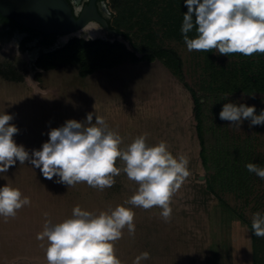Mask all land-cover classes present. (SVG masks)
I'll list each match as a JSON object with an SVG mask.
<instances>
[{
    "label": "rangeland",
    "instance_id": "rangeland-1",
    "mask_svg": "<svg viewBox=\"0 0 264 264\" xmlns=\"http://www.w3.org/2000/svg\"><path fill=\"white\" fill-rule=\"evenodd\" d=\"M132 35L137 45L144 44L141 32ZM73 36L87 37L82 32ZM96 37L113 39L102 33ZM67 38L69 36L61 39ZM124 43L131 49L127 41ZM156 43L180 56L182 79L158 58L124 62L84 78L78 76L74 65L32 69L30 57L17 50L13 42L0 44V71L11 77V70H14L16 76H22V80L16 81L5 78L0 72V114L13 116L10 124L19 129L13 137L18 145H23L30 153L33 149L40 150L48 141L51 129L70 119L83 122L87 113L95 112L105 119L110 130L121 135L124 145L147 133L149 145L164 141L174 156L186 154L191 172L174 195L172 215L165 222L159 207L144 210L125 204L138 185L123 172L114 178L113 187L100 191L86 183L68 187L57 183L58 177L45 179L39 169L28 162L20 164L17 161L6 173H0V187L18 188L22 196L30 198L31 204L18 210L15 218L5 221L0 216V264H47V241L37 240V234L43 231L46 221L60 223L70 218L77 205L95 214L117 205L132 208L135 235H129L125 228L122 238L115 244L122 264H133L136 256L143 252H148L150 258L141 264L250 263L245 224L226 209L219 198L205 190L207 170L199 156L192 98L184 85L188 83L198 89L203 73L202 53L189 52L184 42L171 38L159 37ZM141 54L136 51L137 56ZM212 55L216 63L229 60L216 50ZM252 95H227L224 104L255 106L259 115L264 110V94ZM207 115L213 120L214 114ZM230 123L221 120L219 113L214 118V124L224 135L250 142L254 156L261 162L260 167H264V125L249 127L250 121L245 120L237 128ZM116 166L123 167V164L117 160ZM253 186L254 192L247 203L235 199L231 193L223 194L229 209L241 212L249 221L256 212L264 214V179L255 174Z\"/></svg>",
    "mask_w": 264,
    "mask_h": 264
},
{
    "label": "clouds",
    "instance_id": "clouds-1",
    "mask_svg": "<svg viewBox=\"0 0 264 264\" xmlns=\"http://www.w3.org/2000/svg\"><path fill=\"white\" fill-rule=\"evenodd\" d=\"M185 5L188 10L183 14L180 31L189 52L264 54V0H185ZM193 30L196 35L190 38L188 34ZM219 118L237 128L245 120L250 121L249 127L264 125V110L257 115L255 106L229 102L223 105ZM12 120V115L0 114V173H6L17 161L28 162L45 179L58 177L56 182L68 187L86 183L103 191L113 187L114 178L123 172L138 185L125 204L144 210L159 207L165 222L171 218L174 195L191 175L186 154L174 156L164 141L149 145L147 133L124 145L121 135L110 130L95 112L87 113L83 122L70 119L51 129L48 141L31 153L15 142L13 137L19 129L10 124ZM117 160L123 167L116 166ZM246 168L264 179V167L248 163ZM30 204V198L22 196L18 188L0 187V216L5 221ZM134 217L132 208L124 205L99 214L77 205L70 218L60 223L46 221L36 239L47 241V264H122L115 244L125 228L129 235H135ZM251 229L255 237L264 238V215L260 212L253 214ZM149 258L150 254L143 252L133 264Z\"/></svg>",
    "mask_w": 264,
    "mask_h": 264
},
{
    "label": "trees",
    "instance_id": "trees-1",
    "mask_svg": "<svg viewBox=\"0 0 264 264\" xmlns=\"http://www.w3.org/2000/svg\"><path fill=\"white\" fill-rule=\"evenodd\" d=\"M144 4L148 7L156 4V7L149 8L153 16L151 14L143 17L144 25H149V31L141 32L140 39L144 44L139 46L136 42L132 43L136 51L143 52L140 57L123 42L100 38L91 40L72 37L64 45L45 52V49L53 46V36L42 33L43 38L39 43L43 49L31 68L49 70L58 66L74 65L78 76L84 78L97 70L111 69L124 62L136 63L158 58L175 76L182 79L180 56L172 49L157 46L156 39L166 37L184 42L180 29L183 14L188 10L185 0H144ZM188 35L194 38L195 30ZM125 37L131 40L129 33ZM212 52L200 51L203 56V73L198 89L184 83L193 102V115L200 144L199 156L207 170L205 190L219 198L226 209L232 211L245 224L247 242L250 244L247 247L246 242V250L250 248L248 264H264V238L255 237L251 229L252 221L245 219L241 212L229 209L223 199L224 193H231L235 199L247 203L254 192L255 174L250 173L246 165L255 163L261 166V162L254 156L250 142L230 139L214 124V118L220 113L227 95L264 94V54H230L227 62L216 63ZM0 72L7 79L22 80V76H16L14 70H11V77L5 71ZM208 113L214 114L213 120L210 121L207 117Z\"/></svg>",
    "mask_w": 264,
    "mask_h": 264
},
{
    "label": "flooded vegetation",
    "instance_id": "flooded-vegetation-1",
    "mask_svg": "<svg viewBox=\"0 0 264 264\" xmlns=\"http://www.w3.org/2000/svg\"><path fill=\"white\" fill-rule=\"evenodd\" d=\"M66 1L70 5L75 17H78L86 9L91 10V13L96 15L97 18L92 17L86 24V26L89 24V27L82 31L83 34L86 33L88 38L100 36L102 33V36L107 35L108 37H112L111 42L114 40L120 41L119 39L123 43L127 41L131 45L130 50L132 51L135 50L132 47V43L134 42L132 33L149 31V25H144L143 17L152 14V10H149L150 7H156V4H152L150 7L146 6L144 0H135V2L134 0ZM102 21L107 25L108 29L104 28L101 23ZM141 27H146V29H140ZM88 29L94 30L96 35L91 37L87 32ZM112 31L115 32L113 33ZM126 33H129L131 40L125 37ZM51 35L53 36V45L58 44L60 37L55 34ZM42 38V32L20 25L13 19L0 14V44L13 42L17 50L26 53L30 57V67H32L35 60L39 57L40 51L43 49L39 43Z\"/></svg>",
    "mask_w": 264,
    "mask_h": 264
},
{
    "label": "water",
    "instance_id": "water-1",
    "mask_svg": "<svg viewBox=\"0 0 264 264\" xmlns=\"http://www.w3.org/2000/svg\"><path fill=\"white\" fill-rule=\"evenodd\" d=\"M0 14L25 27L58 35L60 37L58 44L45 49V52L64 45L72 37H77L71 34L82 30L92 17L97 18L88 9L75 17L66 0H0ZM101 23L105 29H108L103 21ZM63 36L69 38L63 41L61 39ZM82 38L92 40L100 37Z\"/></svg>",
    "mask_w": 264,
    "mask_h": 264
},
{
    "label": "bare ground",
    "instance_id": "bare-ground-1",
    "mask_svg": "<svg viewBox=\"0 0 264 264\" xmlns=\"http://www.w3.org/2000/svg\"><path fill=\"white\" fill-rule=\"evenodd\" d=\"M91 26V25H90ZM87 27H89V24L87 25V26H85L82 30H79V31H77V32H75V33H77V34H79V32H82L85 28H87ZM87 32L89 33V35L91 36V37H94L95 35H96V32L94 31V30H92V29H88L87 30ZM75 33H73L74 35H75ZM73 34H71V35H73ZM86 34V33H85ZM95 38V37H94Z\"/></svg>",
    "mask_w": 264,
    "mask_h": 264
}]
</instances>
